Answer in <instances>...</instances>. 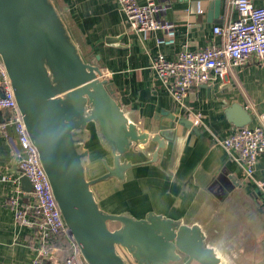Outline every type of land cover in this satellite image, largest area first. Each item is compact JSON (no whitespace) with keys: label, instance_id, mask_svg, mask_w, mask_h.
Instances as JSON below:
<instances>
[{"label":"crops","instance_id":"crops-1","mask_svg":"<svg viewBox=\"0 0 264 264\" xmlns=\"http://www.w3.org/2000/svg\"><path fill=\"white\" fill-rule=\"evenodd\" d=\"M53 1L61 8L62 19L83 58L99 67L116 101L142 132L157 133L161 124L170 121V115L176 120L186 118L200 130L199 135L191 134L173 122L169 131L174 132V139H165L166 147L154 163L148 161L156 150L155 143L149 141L136 151L130 150L123 159L135 166L126 172L123 182L110 178L92 186L100 208L113 214L129 213L137 219L153 212L187 226L198 225L208 246L221 257V264H264V195L252 181L264 180V155L258 157L254 177L249 179L237 155L212 142L213 136L222 138L237 129L225 114L230 105L240 104L250 114L249 125H255L264 114V62L232 68L226 80L193 87L180 101L161 85L151 67L156 55L171 60L181 51L221 43L212 29L236 19L232 0H219L215 19L211 6L216 0H159L167 7L164 18L175 31V43L170 46L156 44L162 31H133L118 0ZM250 1L264 8V0ZM0 113L2 129L8 113ZM5 129L7 137L0 135V264H32L39 230L17 223L7 204L15 187L21 188L22 175L15 159L16 136L11 125ZM93 140V145H86L88 179L105 172L102 159L111 164V155ZM231 175L240 180L241 187L224 196L225 185L233 184ZM19 201L23 209L34 205L32 194L24 191ZM29 215L35 219L33 211L29 210ZM61 253L59 249L40 264H62Z\"/></svg>","mask_w":264,"mask_h":264},{"label":"water","instance_id":"water-1","mask_svg":"<svg viewBox=\"0 0 264 264\" xmlns=\"http://www.w3.org/2000/svg\"><path fill=\"white\" fill-rule=\"evenodd\" d=\"M219 6V0L212 3L213 19L219 15ZM0 61L60 214L85 264H129L118 247L132 264H221L198 225L187 226L153 212L142 219L108 213L91 189L110 178L123 182L135 166L123 156L149 141L157 146L148 161L154 163L166 147L165 139H174L169 131L173 122L199 135L192 121L170 115L157 133L142 132L116 101L99 67L83 58L53 0H0ZM225 114L236 128L251 123L240 104L230 105ZM90 126L100 147L111 155V164L102 159L105 172L94 179L87 176ZM230 177L233 184L225 185L224 196L241 187L239 179ZM19 181L24 192L32 191L25 176ZM110 223L118 227L111 230Z\"/></svg>","mask_w":264,"mask_h":264},{"label":"built area","instance_id":"built-area-1","mask_svg":"<svg viewBox=\"0 0 264 264\" xmlns=\"http://www.w3.org/2000/svg\"><path fill=\"white\" fill-rule=\"evenodd\" d=\"M131 29L140 34L162 31L163 35L155 39L159 46L175 43V31L172 24L164 18L166 6L159 0H145L138 4L136 0H118ZM236 19L221 26L215 25L214 35L222 42L211 43L197 51H181L169 60L163 55H156L151 67L161 85L174 100L180 101L193 87L227 79L230 69L254 62H264V8L255 7L250 0H232ZM0 111H7V124L0 129V135L7 137L6 125H11L16 136L18 149L16 163L22 176L32 185L30 192L34 198L31 208L20 206L19 195L23 193L19 186L14 194L7 198V204L14 213L17 223L25 227H37L39 241L32 264H40L59 250L53 243L61 237L68 243V254L63 264H85L78 246L73 241L68 227L60 214L54 199L50 182L43 170L36 148L32 144L17 107L10 80L0 61ZM203 119V115H199ZM212 142L237 155L244 175L252 179L255 165L260 155H264V114L258 116L255 125L237 128L229 135L212 137ZM264 195V180H252ZM34 212V218L29 215Z\"/></svg>","mask_w":264,"mask_h":264},{"label":"trees","instance_id":"trees-1","mask_svg":"<svg viewBox=\"0 0 264 264\" xmlns=\"http://www.w3.org/2000/svg\"><path fill=\"white\" fill-rule=\"evenodd\" d=\"M54 243L58 246L60 251L63 253V254L61 253L62 254L61 257L64 261L66 255L68 254V243L66 242L64 238H61V237H56L54 239Z\"/></svg>","mask_w":264,"mask_h":264},{"label":"rangeland","instance_id":"rangeland-1","mask_svg":"<svg viewBox=\"0 0 264 264\" xmlns=\"http://www.w3.org/2000/svg\"><path fill=\"white\" fill-rule=\"evenodd\" d=\"M90 128L92 129V134H91V136L93 137V138H91L90 140V142H88L89 143V146L90 145H93L94 144V140L93 139H96V136H95V134H94V130H93V128H92V126H90ZM88 143L86 144V145H88ZM86 147H88V146H86ZM108 159V158H107ZM108 180V179H107ZM107 180H104V181H101V182H105V181H107ZM99 183V182H98ZM97 184V183H96ZM105 205V204H104ZM109 227H110V229L111 230H114V229H116L117 227H118V224H115V223H110L109 224ZM124 250L122 249V248H119L118 247V252H119V254L122 256H124V258H126V259H129V258H127V254L125 253V252H123ZM192 264V263H191Z\"/></svg>","mask_w":264,"mask_h":264},{"label":"flooded vegetation","instance_id":"flooded-vegetation-1","mask_svg":"<svg viewBox=\"0 0 264 264\" xmlns=\"http://www.w3.org/2000/svg\"><path fill=\"white\" fill-rule=\"evenodd\" d=\"M124 252V251H123Z\"/></svg>","mask_w":264,"mask_h":264}]
</instances>
